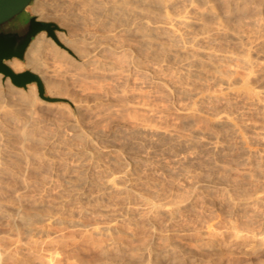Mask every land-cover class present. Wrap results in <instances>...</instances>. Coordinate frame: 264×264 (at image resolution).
Returning <instances> with one entry per match:
<instances>
[{
    "label": "bare ground",
    "instance_id": "1",
    "mask_svg": "<svg viewBox=\"0 0 264 264\" xmlns=\"http://www.w3.org/2000/svg\"><path fill=\"white\" fill-rule=\"evenodd\" d=\"M33 3L35 13L59 22L69 50L51 70L76 68L83 99L125 92L120 76L135 70L177 98L173 106L185 116L172 118L153 93L135 87L130 91L142 97L125 104V126L88 127L62 104L73 118L52 124L44 137L36 87L20 95L22 104L0 102V203L50 210L49 218L71 210L89 222L82 235L115 222L160 232L163 218L169 231L215 236V221L197 217L198 200L212 201L256 227L252 234L264 242V0ZM48 38L36 35L29 52ZM87 72L98 77H83ZM173 248L160 256L173 257Z\"/></svg>",
    "mask_w": 264,
    "mask_h": 264
},
{
    "label": "rangeland",
    "instance_id": "2",
    "mask_svg": "<svg viewBox=\"0 0 264 264\" xmlns=\"http://www.w3.org/2000/svg\"><path fill=\"white\" fill-rule=\"evenodd\" d=\"M34 7L36 8L35 3L28 7L31 14L35 15L41 21L54 22L59 27L56 36L62 46L58 45L47 35L49 37L47 45L32 54L29 52L28 47L24 61L13 58L6 63L15 72H22L16 70L12 63L19 61L21 66L25 67V70L29 69L41 77L45 84L47 95L67 99L64 102L48 103L37 98L33 103L37 104V110L39 111L37 114L39 116L41 115L40 117L37 115V121L42 118V123H40L41 121L39 123L44 124L42 128L47 129L43 132L46 134V136L44 134V137L52 133L51 130L53 128L51 127H54L52 124L63 123L65 125L70 118H73L72 113H67L66 109L61 107L62 104H69L72 109L75 108L73 110L76 116H78L76 112L79 111V115L81 118L83 117L85 125L88 127L93 126L97 127L100 131L111 132L119 129V127L125 126L126 122H124L123 117L127 111L125 104H133V101L138 97H142L139 95L140 93L130 91V89L135 87L142 89L145 93L147 91V93H153V98L159 100L160 104H165L170 108L172 118L180 120L185 116V114L176 110L173 106V104L179 103L177 98L162 88L150 83L148 80H139L138 78L140 76L135 70H132L133 73L129 74V77L127 75L120 76L123 83L122 87L128 89L125 92L120 90L116 94L114 93V95L111 92H103L104 95L102 94L101 97L96 99H83L85 97H82V91H77L79 90L77 84L82 76L79 72H76V68L73 67V70H71V65L67 64L68 66H65L66 68H63V70L71 73L69 74L67 72L65 74L63 71L66 77L59 74H63V72H55L57 73L55 74L54 70H51L54 68L53 64L60 62L63 64L66 62V60L63 61L64 56L61 55H64L65 51H69L65 47V40L61 37L63 30L59 22L51 16L46 18V16L42 17L41 14L35 13L33 10ZM32 60L35 65H33ZM36 67L38 70L33 69ZM68 67L69 69H67ZM86 76H89L88 79L93 76L98 77L96 74L90 72L83 75V77ZM7 79H10V77H5L0 73V102L22 104L23 101L20 95L22 93H30L34 87L37 89L35 83L29 84L27 89L19 88L13 85L11 79L10 84L12 86H7ZM72 82H75V84ZM76 86L77 88H75ZM9 87L12 88L11 95H9L10 98L6 95V92H9ZM155 95L157 97H154ZM37 97H39L38 90ZM41 129L39 128V133ZM46 132L50 134L47 135ZM43 133L41 130L40 134L42 135ZM234 173L240 176L238 172L235 171ZM234 173L233 176L235 178L237 176ZM144 189L149 190L145 186ZM14 204H7L6 202L4 204L0 203V264H264V242L254 236L255 232L258 231L257 228L255 227L256 230L253 229L254 231H252V225L249 227L250 225L245 224L244 221L235 218L228 206L212 201L198 200L197 213L200 214L197 217L199 216L200 219H205H202L204 222L199 221V223H204V225L215 221L214 223L218 227V233L220 232L215 235L216 237L200 234L194 235L193 232V234L172 232L166 229L168 228L165 224L166 221L163 218H159L163 226V230L160 232L147 228L134 229L129 224L115 222L104 225L105 228L101 230L104 229L105 233L100 229L93 230L91 228L93 231L90 229L84 233L86 235L85 237H87L86 240L83 238L84 234L82 235L79 231L83 229L82 223L87 222L85 225H89V222L77 216H75L77 218L73 217L75 214L72 213L73 211L69 210L70 213L67 212L69 214H57L53 218H49L50 210L47 212L44 209H32L30 206V208L28 206L20 207V205ZM50 209L52 210V208ZM26 220L28 222L30 220V222L28 223ZM76 220L78 221L76 222ZM187 220L186 222L190 221V219L189 221ZM70 223L73 224L72 227H75L72 228ZM243 223L249 228L246 229ZM237 227H240L239 230H243L239 235L237 233L239 231ZM100 231L101 234H99ZM102 233L105 235H102ZM111 233L113 234L111 235ZM171 246L174 247L173 254H175L172 255L173 257L168 259L162 258L160 254Z\"/></svg>",
    "mask_w": 264,
    "mask_h": 264
},
{
    "label": "water",
    "instance_id": "3",
    "mask_svg": "<svg viewBox=\"0 0 264 264\" xmlns=\"http://www.w3.org/2000/svg\"><path fill=\"white\" fill-rule=\"evenodd\" d=\"M34 0H0V73L10 77L13 85L27 89L29 84L37 85L38 96L48 103L67 101L65 98L49 96L41 77L26 69L15 72L7 61L25 59L31 41L40 32L45 31L58 45L62 46L56 36L59 27L54 22H44L31 14L28 7Z\"/></svg>",
    "mask_w": 264,
    "mask_h": 264
}]
</instances>
